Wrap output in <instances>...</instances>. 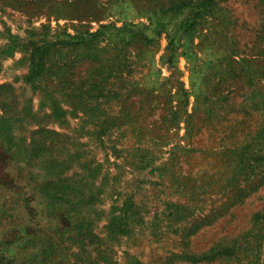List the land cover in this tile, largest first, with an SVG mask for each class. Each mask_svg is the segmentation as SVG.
<instances>
[{
  "label": "rangeland",
  "instance_id": "obj_1",
  "mask_svg": "<svg viewBox=\"0 0 264 264\" xmlns=\"http://www.w3.org/2000/svg\"><path fill=\"white\" fill-rule=\"evenodd\" d=\"M184 1L0 0V264H264V0Z\"/></svg>",
  "mask_w": 264,
  "mask_h": 264
},
{
  "label": "trees",
  "instance_id": "obj_2",
  "mask_svg": "<svg viewBox=\"0 0 264 264\" xmlns=\"http://www.w3.org/2000/svg\"><path fill=\"white\" fill-rule=\"evenodd\" d=\"M192 1L195 2L197 5L196 4L194 5V3L191 4ZM192 1L190 0V2H188V3L184 1L182 3V5L183 6L186 5L187 7H191L192 6V8H194V7L203 8V10L205 12L209 13V14H211V13L215 14V13L218 12L219 6H218V1L217 0H192ZM259 216H260V213H258L254 217V220H257Z\"/></svg>",
  "mask_w": 264,
  "mask_h": 264
}]
</instances>
